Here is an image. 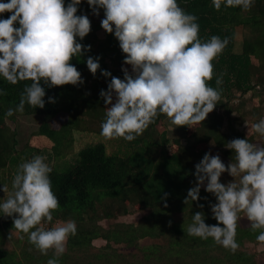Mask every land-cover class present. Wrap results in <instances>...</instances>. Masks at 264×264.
Returning <instances> with one entry per match:
<instances>
[{"label": "trees", "instance_id": "1", "mask_svg": "<svg viewBox=\"0 0 264 264\" xmlns=\"http://www.w3.org/2000/svg\"><path fill=\"white\" fill-rule=\"evenodd\" d=\"M68 2L69 0H65V4ZM177 2L187 13L198 18L201 40L215 35L222 40L228 38L229 41L223 52L212 61L214 75L208 82L209 86L216 88L217 76L224 73L223 84L220 86L221 100L202 123L176 127L165 115H158L155 122L132 141L123 138L105 139L100 135L105 111L101 107L88 106L100 98L102 89L107 90L111 78L102 76V70L123 79L121 68L124 54L119 44L114 43L118 41L114 34H108L104 30L99 42L96 39L91 41L90 36H96L95 30L102 29L100 21L104 16L103 10H100V18H96L86 0H82L78 6L77 14L88 15L91 31L83 41L77 39L85 46L91 45V50L71 61L80 71L83 84L48 88L42 83L46 93L45 107L33 108L25 104L23 113L16 112L9 117L6 116L7 110L16 108L24 86L31 81L13 85L0 77V90L6 93L0 95V177L6 169L13 175L27 155L30 159L35 155H44L46 161L53 160L49 166L52 169L49 177L60 206L52 213L53 220L50 223L42 222V226L51 228L54 224L68 220L75 221L77 226L76 234L69 237L66 251L59 257V264H64V259L69 254L88 249L94 239L104 240L103 246L109 248L120 244L138 247V240L145 237H162L165 240L163 244L152 243L147 246L155 251H143L146 260L153 255L158 264H255L254 254L240 248L244 242L258 243L256 236L259 230L254 232L249 222L242 225L238 221L235 239L239 247L234 252L216 245L211 238L202 240L189 236L186 230L192 222V215L197 211L205 213L206 224L218 223L212 218L208 206L216 200L203 187L198 202L185 205L183 200L189 188L194 185L195 164L200 162L205 153H209L211 147L221 150V159L227 166L234 156L231 150L225 148L231 140L248 139L251 143L264 146V137L248 129L250 123L245 121L247 112L255 116L253 124L264 117V113L257 111L262 102L257 107L252 105L247 109L246 97H243L264 85V0H253L249 10L225 7L222 3L219 11L214 9L212 0ZM8 15L5 13L0 18H7ZM238 29L241 34L237 33ZM237 37L244 39L240 42ZM88 56L100 57V69L95 77L86 66ZM253 56L261 62L259 71L253 63ZM82 89L94 90L87 94ZM50 97L55 102H49ZM59 113L64 119L56 127L52 125L51 119ZM21 114H40L42 119L36 133L49 138H57L73 128L77 130L85 123L83 119L86 117L94 122L98 121V130L86 133L85 137L90 140L74 151V163L65 171H58L53 168L55 158L65 153L67 146L55 144L48 148L25 142L20 149L16 148L18 131L15 127H9L6 121L15 120ZM79 133L84 135L83 132ZM170 144L175 146L171 151L167 148ZM220 181L225 183L224 177L221 176ZM9 187L11 188V183ZM165 193L168 194L166 200L162 199ZM6 195L0 194V201L6 199ZM198 204H203L204 208H199ZM137 210L147 212L135 223L117 221L113 223V227H104L99 223ZM2 214L1 212L0 226L4 232L17 231L13 228V219ZM175 215H178V219ZM17 233L14 249L5 251L0 248V264H33L26 260L33 256L24 247L28 236L20 231ZM3 242L2 237L0 246ZM31 250L38 251L35 248ZM41 256L46 261L53 256V251L49 250L47 255Z\"/></svg>", "mask_w": 264, "mask_h": 264}, {"label": "clouds", "instance_id": "2", "mask_svg": "<svg viewBox=\"0 0 264 264\" xmlns=\"http://www.w3.org/2000/svg\"><path fill=\"white\" fill-rule=\"evenodd\" d=\"M82 0H0V77L10 84L31 81L20 94L19 104L9 108L6 116L23 113L25 104L45 107V87L83 84L80 71L71 63L82 57L91 45L78 42L91 31L87 14L78 15ZM102 29L114 34L124 54L123 79L102 70L111 78L107 90L99 95L104 101L105 118L100 135L105 139L132 141L141 135L158 115H165L176 127L192 126L206 120L221 100L224 73L213 79L212 61L228 44L211 36L199 37L198 18L181 8L177 0H86ZM241 7L249 10L253 0H212L215 10ZM100 57L88 56L86 66L95 77ZM128 65L131 68L129 71ZM6 94L0 90V95ZM49 102H55L51 97ZM247 125V123H246ZM248 126V125H247ZM251 131L264 137V118L251 125ZM249 134V131H248ZM234 153L226 166L219 154L205 153L195 164L194 185L187 191L185 205L198 202L201 188L215 197L209 203L212 218L218 223H205V213L197 211L187 227V235L202 240L211 238L216 245L233 252L237 222L243 213L252 231L259 230L256 240L264 245V146L235 138L225 145ZM52 169L45 157L35 155L18 165L11 191L3 185L6 199L0 212L13 219V228L28 236V242L42 255L53 251L47 264H59L70 236L77 231L75 221L68 220L51 228L52 213L60 206L52 191L49 177ZM227 172L233 179L221 183ZM239 178L238 181L235 178ZM165 193L162 199H167ZM206 199V198H205ZM165 207L167 204L165 203ZM203 209V204H198ZM223 225V227L219 226ZM34 229V230H33Z\"/></svg>", "mask_w": 264, "mask_h": 264}, {"label": "rangeland", "instance_id": "3", "mask_svg": "<svg viewBox=\"0 0 264 264\" xmlns=\"http://www.w3.org/2000/svg\"><path fill=\"white\" fill-rule=\"evenodd\" d=\"M96 18L99 19L100 16L99 17L96 16ZM95 32H96V36H94V38L93 36H90L92 37L91 41L96 39L95 41L99 42L101 40V37H103L104 35L103 29H96ZM237 33L241 34V30L238 29ZM237 39L240 42H242L244 38L237 37ZM114 43L119 44L118 41H114ZM237 47L240 48L239 46ZM252 60H253V63L255 64L256 70L259 71L261 67V62L258 61L255 56H253ZM124 67H128L129 71H131L130 66L124 65ZM82 90L83 92L85 93L87 92L88 94L94 89H90V90L82 89ZM243 97L244 98L246 97L245 106L247 107V109L248 107L250 108V106L252 105H255L257 107L262 102L261 104L262 106H259V108H257V111L262 114L264 113V105H263L264 85H260L258 89L248 92ZM90 106H92L93 108L101 107V110L105 111L104 101L101 98H97V100L94 101L93 104L89 105L88 108ZM61 115L62 114L59 113L54 119H51V123L53 126L58 127L60 120L64 119V116L63 115L61 116ZM40 116H41L40 114H34V115L21 114V115H17L15 120L6 121L9 127H12V128L15 127L16 130L18 131V134H17L18 143L16 145V148L20 149L25 142L30 143L31 145H34V146L48 147V148H51L55 144L67 146V148H65V153H61L60 155H58L55 158V163L53 165V168H55L56 170L65 171L67 168L71 166V164L74 163L76 155L73 156V153L75 150L78 149V146L83 145L85 142H89L90 139H87V137H85L86 133H89L90 131L98 130L97 128L98 121L94 122L93 120L89 119L90 117L89 118L86 117L83 119V122L85 123L81 127H79L77 130L76 128H73L72 131L64 133L61 136H58L57 138H49L43 135H38L36 133V128L42 119ZM253 118H255V116L253 117V115L249 112H247V114L245 115V121L247 122L249 121L250 123L249 124L250 127H248V129H251V125L253 124L252 123ZM159 128H160V125L157 126V129ZM79 132H83L84 135H81L82 133H79ZM79 137L80 138L83 137L82 138L83 140L79 139ZM89 137H91V135ZM167 148L169 151H171L175 148V146L170 144L167 146ZM209 152L212 155L219 154L220 157L222 156L221 150L217 149L216 147H211L209 149ZM42 156L45 157L44 155ZM26 157H25L24 162L27 160H30V157H28V155ZM45 162L50 166L53 163V160H49V161L45 160ZM8 172L9 171L6 169L4 174L1 173V177H0L1 190H2L3 185H7L9 187V184L12 182V178L14 174L11 175ZM221 176L224 177L225 183L233 179L231 176L228 175L227 172L223 173ZM9 191H11L10 187H9ZM0 194L5 195L3 191ZM0 202H3V201H0ZM146 212L145 210H137V211L132 212L131 214L119 215L116 219L112 218V219L101 220L99 223L104 227H108V226L113 227V223L117 221L135 223ZM175 218L178 219V215H175ZM0 221L2 220L0 219ZM238 221L242 225H246L249 222L243 213H240V219ZM58 224H61V223L59 222L57 224H54L53 226H56ZM3 232L4 230L0 226V241L2 237L4 239V242L2 246H0V248L2 247V249L5 251L14 249L17 243V237H18L17 231L12 230L10 232H4L5 234L4 236H3ZM164 241L165 240L162 239V237L157 238V239L145 237V238H141L138 240V247H125L123 244H120V245H116L113 247L111 246V248H109V247L103 246L105 243L104 240L100 238L94 239L92 240L91 242L92 244L88 249L84 251L76 252L74 254H69L66 257V259H64L65 260L64 264H158V262H156L157 259L155 257L153 258V255L151 256L150 259L146 260L144 257L143 251H155L154 248H147V246L148 245L150 246V244L152 243L163 244ZM22 242H21V246L23 244ZM24 247L26 251H31L33 254V256L26 259L27 261L33 262V264H47L48 259L45 261L44 258H42L39 251L31 250L32 248H35V247L28 242V239ZM240 249H244V250H247V252L253 253L255 264H264V245H261L259 243H253V242H244ZM15 252H19V251H15ZM51 258H53V256Z\"/></svg>", "mask_w": 264, "mask_h": 264}]
</instances>
